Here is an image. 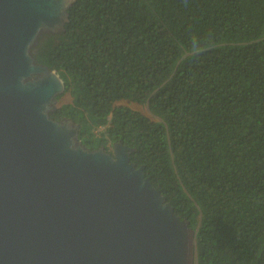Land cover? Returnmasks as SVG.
<instances>
[{"label": "trees", "instance_id": "16d2710c", "mask_svg": "<svg viewBox=\"0 0 264 264\" xmlns=\"http://www.w3.org/2000/svg\"><path fill=\"white\" fill-rule=\"evenodd\" d=\"M33 54L72 95L50 117L134 149L193 264H264V0H76Z\"/></svg>", "mask_w": 264, "mask_h": 264}, {"label": "water", "instance_id": "95a60500", "mask_svg": "<svg viewBox=\"0 0 264 264\" xmlns=\"http://www.w3.org/2000/svg\"><path fill=\"white\" fill-rule=\"evenodd\" d=\"M76 0H0V264H193L195 231L119 141L54 120L62 77L37 63Z\"/></svg>", "mask_w": 264, "mask_h": 264}, {"label": "rangeland", "instance_id": "374dc122", "mask_svg": "<svg viewBox=\"0 0 264 264\" xmlns=\"http://www.w3.org/2000/svg\"><path fill=\"white\" fill-rule=\"evenodd\" d=\"M59 98V97H58ZM58 100V99H57ZM71 100H72V95L70 94V92H69V90H68V88H66V90H65V92H64V94H63V96L62 97H60L59 98V100H58V106H66V105H69L70 103H71ZM130 107H132V108H134V109H138V107H136V106H134V105H130ZM108 119H107V125L108 124H110V122H111V118H110V114H109V117H107ZM88 121L90 122V120L89 119H87V124H89L88 123ZM104 127L105 126H99L98 128H94V127H92V126H90V129H88V131H87V134H93V135H98V133L100 132V131H102V130H104ZM88 141H90L89 139H87ZM97 139L95 138V143H97Z\"/></svg>", "mask_w": 264, "mask_h": 264}, {"label": "flooded vegetation", "instance_id": "af4514ba", "mask_svg": "<svg viewBox=\"0 0 264 264\" xmlns=\"http://www.w3.org/2000/svg\"><path fill=\"white\" fill-rule=\"evenodd\" d=\"M63 94H64V93H63ZM63 94H62L61 96H59V98L62 97ZM59 98H57V99L59 100ZM58 100H57V104H58ZM61 107H62V106H58V105H57V108H61ZM83 144H84V143H83ZM84 145H85V144H84ZM85 146H86V145H85Z\"/></svg>", "mask_w": 264, "mask_h": 264}, {"label": "built area", "instance_id": "2783aa9c", "mask_svg": "<svg viewBox=\"0 0 264 264\" xmlns=\"http://www.w3.org/2000/svg\"><path fill=\"white\" fill-rule=\"evenodd\" d=\"M110 143V142H109Z\"/></svg>", "mask_w": 264, "mask_h": 264}]
</instances>
